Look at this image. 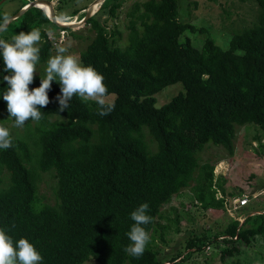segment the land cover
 Here are the masks:
<instances>
[{"label":"trees","instance_id":"16d2710c","mask_svg":"<svg viewBox=\"0 0 264 264\" xmlns=\"http://www.w3.org/2000/svg\"><path fill=\"white\" fill-rule=\"evenodd\" d=\"M23 1L12 14L0 8V26L29 4ZM253 1L255 21L233 33L223 49L212 34L202 45L195 44L189 33L206 30L182 21L180 0L136 2L127 14L131 32L122 48L116 41L120 34L105 26L122 3L106 0L99 10L108 11L106 18L101 22L97 12L86 21L96 35L80 61L104 76L109 95H114V111L101 117L95 101L74 96L69 109L59 112L60 85L52 82L42 118L28 121L40 125L36 158L12 136L13 146L0 149V170H6L8 182L2 187L0 179V228L14 242L28 239L42 255V264H84L90 258L98 264H184L209 245L220 249L225 261L238 257L237 245L247 247L255 237L264 245V213L247 215L241 224L230 220L221 242V236L189 238L185 254L163 252L152 243L160 233L159 240L167 245L164 233L172 224L180 232L179 217H164L162 208L184 190L190 188L204 210L224 207L225 199L216 197L221 185L216 187L213 166L200 163L207 146L223 147L232 155L239 128L254 125L264 133V0ZM46 25L70 31L31 7L3 28L0 39L12 42L20 32L38 28L40 61H46L53 48ZM4 67L0 57V113L15 124L3 99L9 87L3 77L10 74ZM41 78L35 76L30 89L39 87ZM178 83L182 91L157 107L155 95ZM54 116L65 122L50 123ZM42 173L55 178V205L39 198ZM143 203L149 204L152 217L145 226L151 243L136 258L124 249L131 243V213ZM165 219L164 226L160 220ZM258 259L264 261V253Z\"/></svg>","mask_w":264,"mask_h":264},{"label":"rangeland","instance_id":"374dc122","mask_svg":"<svg viewBox=\"0 0 264 264\" xmlns=\"http://www.w3.org/2000/svg\"><path fill=\"white\" fill-rule=\"evenodd\" d=\"M26 1L30 3L34 0ZM42 1L49 2L56 15L67 16V18L61 19L62 22L67 24L74 22L77 25L81 24L85 12L97 0ZM145 1L148 0H108V3H122L115 13V18L109 20L105 25L108 32L114 30L120 34L116 38L120 47L123 48L127 45L131 32L129 29L130 18L127 14L132 11L136 2L143 3ZM180 2H183L182 9L185 10L182 21L193 26L195 30H206L203 33H189L198 46L202 45L201 41L212 34L211 36L215 38L217 45L225 49L231 35L251 26L258 15V7L253 0H180ZM23 3V0H1L0 8L2 12L12 14ZM102 5L103 3L96 5L92 12V16L98 12L97 16L101 22L106 18V12H108L106 10L99 12ZM111 6L110 4L108 7ZM85 24L86 22L77 28H70V31L67 32L59 30L55 26V28L51 25L45 26V32L53 42V48L47 60L39 61L37 64L35 76H45L47 61L56 55L58 46L68 48L65 55H75L80 59L81 53L96 35V32ZM137 26L139 27V25ZM182 89L181 83H178L157 93L155 95L157 107L168 103ZM108 99L112 102L114 95L110 94ZM49 122L64 123L65 119L54 116L49 119ZM0 123L9 129L15 140L27 144L35 159V154L38 151L37 141L40 125L36 122L27 121L22 128H17L11 118L2 113H0ZM148 141H152L149 136ZM233 148V154L229 155L223 147L210 145L201 153L200 159V163H209L210 166H213L216 187L219 188L218 186L221 185L216 197L225 199L224 207L204 210L194 199L191 189L184 190L181 194L175 195L171 202L162 208L164 217L171 219H174L176 215L179 217L180 232L177 233L175 225L172 224L170 229L164 233L167 245L162 244L159 240L160 233L155 235L153 245L161 247L163 252H171L174 255L176 253L185 254V242L189 238L202 235H208L211 238L221 236L230 220H237L241 224L247 215L264 213V133L254 125L239 128L233 142ZM0 179L3 184L2 187H7V172L4 168L0 170ZM56 188L53 174L42 173L38 180L39 198L42 203L49 205L57 203ZM241 197H245L248 203L245 207L236 209L233 202ZM160 223L164 226L168 224L166 219L160 220ZM223 238L221 236L217 240L221 242ZM260 240L259 237H255L249 241L247 247L237 245L240 255L228 257L225 261L221 259L220 249L214 248L215 245H209L204 248L202 253L192 254L191 258L184 264H264V261L258 259L264 253V245ZM84 264L98 263L95 259L90 258Z\"/></svg>","mask_w":264,"mask_h":264},{"label":"clouds","instance_id":"9594fccd","mask_svg":"<svg viewBox=\"0 0 264 264\" xmlns=\"http://www.w3.org/2000/svg\"><path fill=\"white\" fill-rule=\"evenodd\" d=\"M42 42L41 30L20 32L12 37V42L0 39V57L3 59V77L9 86L3 93L7 102V111L15 120V127L22 128L29 120L39 121L42 118L41 108L50 103L48 92L53 81L60 85V94L56 97L59 112L69 109L74 96L84 101H95L97 114L101 117L114 111V102L109 101L108 88L104 76L92 66L82 65L79 57L65 55L68 48L58 46L56 55L47 61L46 74L41 78L39 87L30 89L37 73L36 66L40 61ZM13 146L8 128L0 125V149ZM149 204L143 203L131 213L134 221L127 233L130 244L124 251L136 258L141 257L150 242V235L145 226L152 222ZM43 257L35 246L26 238L18 241L0 228V264H42Z\"/></svg>","mask_w":264,"mask_h":264},{"label":"water","instance_id":"95a60500","mask_svg":"<svg viewBox=\"0 0 264 264\" xmlns=\"http://www.w3.org/2000/svg\"><path fill=\"white\" fill-rule=\"evenodd\" d=\"M105 0H97L90 8L87 12H85V16L84 19L82 20L81 24H84L87 19H89L92 16V8L94 7V5H99V3H104ZM37 4H47L50 7V11H48L47 13L44 12L43 9L39 8L37 6ZM52 5L49 2H45L42 0H34L33 2H30L26 7H24L23 9L19 10L16 14H14L12 17H10L8 20H6L1 26H0V32L3 30V28L9 24L10 22H12L13 20L19 18L26 10L30 9L31 7H36L42 10V12H44V14L48 17V19L50 20V22L56 24L57 26L61 27V26H66V28H77L78 26H80L81 24H77V25H66V24H59L56 20V17L54 15V10L51 7Z\"/></svg>","mask_w":264,"mask_h":264},{"label":"bare ground","instance_id":"6f19581e","mask_svg":"<svg viewBox=\"0 0 264 264\" xmlns=\"http://www.w3.org/2000/svg\"><path fill=\"white\" fill-rule=\"evenodd\" d=\"M37 6L39 7V8H41V9H43L44 10V12H48V11H50V8H49V6L47 5V4H37ZM96 8V5H94V7L92 8V10H94ZM56 20H57V22L59 23V24H66V25H75V23L73 22V24H67V23H64V22H62V20H60V18H58V17H56ZM77 24V23H76Z\"/></svg>","mask_w":264,"mask_h":264},{"label":"built area","instance_id":"2783aa9c","mask_svg":"<svg viewBox=\"0 0 264 264\" xmlns=\"http://www.w3.org/2000/svg\"><path fill=\"white\" fill-rule=\"evenodd\" d=\"M233 203H235V208L239 209V208L245 207L247 205L248 201L245 197H241V198L235 200Z\"/></svg>","mask_w":264,"mask_h":264}]
</instances>
